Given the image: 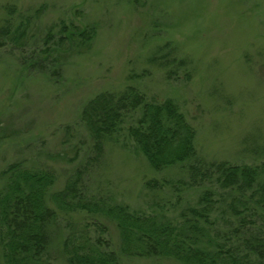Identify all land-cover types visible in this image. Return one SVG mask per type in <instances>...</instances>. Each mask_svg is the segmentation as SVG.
<instances>
[{"label":"rangeland","instance_id":"1","mask_svg":"<svg viewBox=\"0 0 264 264\" xmlns=\"http://www.w3.org/2000/svg\"><path fill=\"white\" fill-rule=\"evenodd\" d=\"M8 19L27 26L26 54L47 32L59 37L61 25L93 27L95 36L88 49L66 54L53 78L24 72L19 51L0 47V171L16 161L48 166L61 187L83 167L92 193L131 209L177 215L193 206L198 190H185L179 201L170 192L186 179L180 168L153 170L127 138L106 145L99 161L87 159L82 107L127 85L148 101L172 100L196 130L205 160L264 161V0H0V25ZM151 180L163 187L149 189ZM106 225L117 247V232ZM53 264L66 262L55 252Z\"/></svg>","mask_w":264,"mask_h":264},{"label":"trees","instance_id":"2","mask_svg":"<svg viewBox=\"0 0 264 264\" xmlns=\"http://www.w3.org/2000/svg\"><path fill=\"white\" fill-rule=\"evenodd\" d=\"M26 27L22 21L14 26L5 20L0 25V47L10 45L19 51L24 72L48 78L62 72L66 54L88 49L95 36L93 27L61 25L59 37L47 32L26 54L22 48ZM143 94L127 85L117 92H100L85 103L78 119L90 143L87 159L99 161L106 145L127 138L153 170L180 168L186 179L173 184L170 192L179 201L185 190H198L196 203L177 215L134 210L92 193L83 181V167L57 187L52 168L16 161L0 171L3 264H53L55 252L66 264H120L123 259L264 264V161L205 160L194 145L196 130L178 106L169 99L148 101ZM129 119L132 122L125 127ZM145 185L163 187L156 180ZM80 215L92 223L75 224L73 219ZM104 222L117 232V247ZM58 234L60 240L54 243Z\"/></svg>","mask_w":264,"mask_h":264}]
</instances>
